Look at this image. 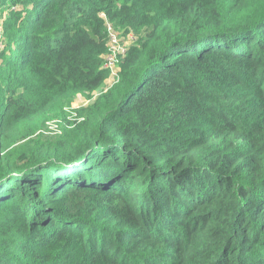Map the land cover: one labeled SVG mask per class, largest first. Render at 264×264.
Here are the masks:
<instances>
[{
  "label": "trees",
  "instance_id": "trees-1",
  "mask_svg": "<svg viewBox=\"0 0 264 264\" xmlns=\"http://www.w3.org/2000/svg\"><path fill=\"white\" fill-rule=\"evenodd\" d=\"M0 264H264V0H0Z\"/></svg>",
  "mask_w": 264,
  "mask_h": 264
},
{
  "label": "rangeland",
  "instance_id": "rangeland-1",
  "mask_svg": "<svg viewBox=\"0 0 264 264\" xmlns=\"http://www.w3.org/2000/svg\"><path fill=\"white\" fill-rule=\"evenodd\" d=\"M109 41H108V55L104 61L103 67L106 68L109 72L108 78L105 80L104 84L101 86L103 90L107 89L114 82L116 78V68H117V55L122 54L129 45L133 42V37L129 34L127 36H123L121 32L115 31L110 27ZM102 90V91H103ZM98 95V92L93 94V97ZM77 99L74 100V107L79 106L80 104L88 102V99L84 96L78 95ZM73 107V108H74ZM52 129L55 128V125L51 126Z\"/></svg>",
  "mask_w": 264,
  "mask_h": 264
},
{
  "label": "built area",
  "instance_id": "built-area-1",
  "mask_svg": "<svg viewBox=\"0 0 264 264\" xmlns=\"http://www.w3.org/2000/svg\"><path fill=\"white\" fill-rule=\"evenodd\" d=\"M107 26H109V25H107ZM110 27H111V26H110ZM110 30H111V29L108 27L109 34H110ZM124 52H125V51H124ZM124 52H123V53H124ZM123 53H122V54H123ZM117 56H118V55H117ZM72 114H73V113H72ZM47 125H48V129H49V130H52V131L57 130V126H56V125H55V128L52 129L51 126H53L54 124H51V122H48Z\"/></svg>",
  "mask_w": 264,
  "mask_h": 264
}]
</instances>
